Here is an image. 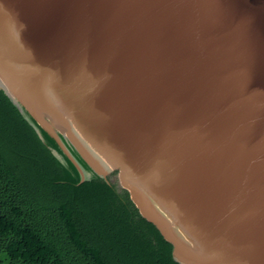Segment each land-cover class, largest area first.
Returning a JSON list of instances; mask_svg holds the SVG:
<instances>
[{
	"label": "water",
	"instance_id": "1",
	"mask_svg": "<svg viewBox=\"0 0 264 264\" xmlns=\"http://www.w3.org/2000/svg\"><path fill=\"white\" fill-rule=\"evenodd\" d=\"M0 148L108 264H264V0H0Z\"/></svg>",
	"mask_w": 264,
	"mask_h": 264
},
{
	"label": "trees",
	"instance_id": "2",
	"mask_svg": "<svg viewBox=\"0 0 264 264\" xmlns=\"http://www.w3.org/2000/svg\"><path fill=\"white\" fill-rule=\"evenodd\" d=\"M0 148V264H108L64 201L40 203Z\"/></svg>",
	"mask_w": 264,
	"mask_h": 264
}]
</instances>
